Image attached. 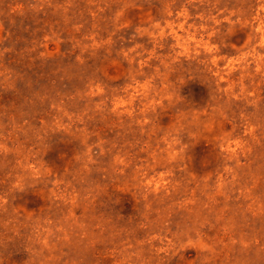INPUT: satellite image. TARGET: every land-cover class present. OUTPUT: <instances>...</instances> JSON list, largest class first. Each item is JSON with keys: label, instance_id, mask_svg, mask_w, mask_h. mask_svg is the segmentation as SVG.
<instances>
[{"label": "clouds", "instance_id": "obj_1", "mask_svg": "<svg viewBox=\"0 0 264 264\" xmlns=\"http://www.w3.org/2000/svg\"><path fill=\"white\" fill-rule=\"evenodd\" d=\"M0 264H264V0H0Z\"/></svg>", "mask_w": 264, "mask_h": 264}]
</instances>
